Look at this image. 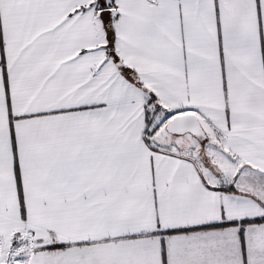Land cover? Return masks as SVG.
Instances as JSON below:
<instances>
[{
  "label": "snow or ice",
  "instance_id": "6c2138e0",
  "mask_svg": "<svg viewBox=\"0 0 264 264\" xmlns=\"http://www.w3.org/2000/svg\"><path fill=\"white\" fill-rule=\"evenodd\" d=\"M0 264H264V0H0Z\"/></svg>",
  "mask_w": 264,
  "mask_h": 264
}]
</instances>
